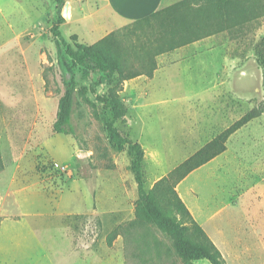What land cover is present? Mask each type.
I'll return each instance as SVG.
<instances>
[{"label":"rangeland","instance_id":"rangeland-1","mask_svg":"<svg viewBox=\"0 0 264 264\" xmlns=\"http://www.w3.org/2000/svg\"><path fill=\"white\" fill-rule=\"evenodd\" d=\"M79 1L62 22L65 1L0 0V264H182L167 237L134 224L132 157L110 145L111 117L97 99L116 83L77 74L74 134L53 132L63 84L52 29L72 48L111 38L129 54L135 76L117 86L126 113L114 127L141 146L150 190L177 181L178 167L264 103V0H251L263 14L241 32L159 54L155 20L119 22ZM182 1L162 9L190 5ZM224 146L174 190L189 187L197 203L189 212L224 264H264V112Z\"/></svg>","mask_w":264,"mask_h":264},{"label":"trees","instance_id":"trees-1","mask_svg":"<svg viewBox=\"0 0 264 264\" xmlns=\"http://www.w3.org/2000/svg\"><path fill=\"white\" fill-rule=\"evenodd\" d=\"M54 1L59 6L64 5V0ZM200 1L203 0H183L182 2L191 6H186L183 10L177 7L161 9L135 23H147L154 20L158 23L157 34L161 43L156 49L159 54L170 52L194 40L219 32L231 30L235 33L241 32L247 24L255 22L260 17L262 9L264 10L251 0H205L208 4L215 3L208 7L202 6V9L193 10L192 5ZM60 19L62 22L64 21L62 16ZM196 30L199 32L196 33ZM52 34L55 38L56 65L60 70L63 84V93L58 99L53 132L64 135L74 134L71 115L74 94L77 90V74H101L102 80L116 83L108 89L106 94L97 96V99L111 117V121L106 126L110 145L113 148L126 146L132 157L130 171L137 184L138 192L134 208V224L153 227L167 237L182 264H196L199 261L224 264L221 253L193 219L185 204L176 194L174 186L191 171L222 153L225 150V141L232 134L264 112V103L246 113L222 132L209 146L178 167L176 173H182L177 181L171 183L172 176L163 178L155 183L150 190H146L142 172L144 154L141 146L121 135L114 127L116 122L124 119L126 113L117 97V86L123 80L135 76V73L129 71V54L121 44L111 38L90 47L76 45L75 48H72L56 27L52 29ZM258 47L256 46V49ZM115 237V232L108 236V246L112 245Z\"/></svg>","mask_w":264,"mask_h":264},{"label":"crops","instance_id":"crops-1","mask_svg":"<svg viewBox=\"0 0 264 264\" xmlns=\"http://www.w3.org/2000/svg\"><path fill=\"white\" fill-rule=\"evenodd\" d=\"M68 8V19L73 16L72 3L76 4L79 0H64ZM96 5L104 10L106 15L114 17L119 22L129 23L140 21L151 14L161 10L166 4L173 0H92ZM99 9V8H98ZM98 11V10H97ZM96 11V12H97ZM100 11V10H99ZM98 11V12H99ZM98 14V13H97ZM100 18L102 13L99 12ZM178 195L187 209L193 214L197 203L190 192L189 187L183 186V183L177 188ZM194 211V212H193Z\"/></svg>","mask_w":264,"mask_h":264},{"label":"water","instance_id":"water-1","mask_svg":"<svg viewBox=\"0 0 264 264\" xmlns=\"http://www.w3.org/2000/svg\"><path fill=\"white\" fill-rule=\"evenodd\" d=\"M62 18L65 20L68 19V8H67V4L64 5V8H63V11H62V14H61Z\"/></svg>","mask_w":264,"mask_h":264}]
</instances>
